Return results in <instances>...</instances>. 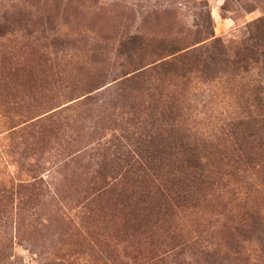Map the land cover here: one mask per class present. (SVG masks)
<instances>
[{
	"label": "rangeland",
	"instance_id": "1",
	"mask_svg": "<svg viewBox=\"0 0 264 264\" xmlns=\"http://www.w3.org/2000/svg\"><path fill=\"white\" fill-rule=\"evenodd\" d=\"M0 264H264V0H0Z\"/></svg>",
	"mask_w": 264,
	"mask_h": 264
},
{
	"label": "trees",
	"instance_id": "2",
	"mask_svg": "<svg viewBox=\"0 0 264 264\" xmlns=\"http://www.w3.org/2000/svg\"><path fill=\"white\" fill-rule=\"evenodd\" d=\"M137 38L138 37H133L129 43L127 42V46L134 49V44ZM208 39L212 40L213 42L220 40V38L217 37L215 32L212 30L209 35L199 36L196 38V41L200 42ZM207 46L208 45L204 44L202 47L193 48L190 51L182 53L179 51H181L183 47H180L178 44L171 43L169 46L162 44L159 45V49L166 50L168 53H170V55H172L171 59L165 60L159 65L161 73H164V75L168 76L170 73L174 75L181 74L182 76H186L187 73L192 75L201 73L204 79H207L208 81L214 80L217 72L216 65L218 64L220 57H203L201 51L199 52L198 50ZM220 53H222V51H220ZM254 59L255 53H253L251 48L246 46L237 52V57L232 59L231 62L232 65H242L244 62L248 63ZM224 60L227 61V59ZM180 71L183 72L180 73ZM174 139L176 142L174 145L177 146V149L174 152L175 163L182 162V165H179L180 167H172V170L169 171L170 176L176 175V172L180 171V169H182L181 167L185 166L190 171H196L202 177H205V171L209 166V160L212 158V154L209 153L210 149H207L210 147L199 140H196L195 142L187 140L186 142L184 139L182 140V136L176 134L174 135Z\"/></svg>",
	"mask_w": 264,
	"mask_h": 264
}]
</instances>
